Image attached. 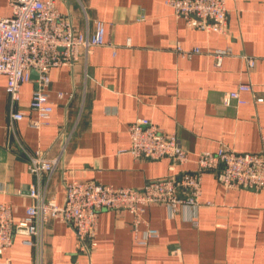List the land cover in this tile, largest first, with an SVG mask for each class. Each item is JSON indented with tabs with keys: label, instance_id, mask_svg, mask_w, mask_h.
<instances>
[{
	"label": "crops",
	"instance_id": "1",
	"mask_svg": "<svg viewBox=\"0 0 264 264\" xmlns=\"http://www.w3.org/2000/svg\"><path fill=\"white\" fill-rule=\"evenodd\" d=\"M71 16L76 32L91 36L96 22L106 25V42L74 66L51 69L54 111L37 129L29 110L34 82L25 83L15 108L27 116L11 122L7 77L0 74V203L16 219L34 202L30 187L63 203L66 183L95 180L116 187L141 188L149 181L194 170L200 152L221 147L264 153V101L242 93V105L226 106L223 96L250 82L264 97V0H227L226 33L190 27L165 0H56ZM12 15L0 0V17ZM178 48L201 52L183 55ZM228 50L221 64L214 52ZM255 58L249 67L244 56ZM63 93L60 97L59 94ZM149 118L164 133L176 134L192 160L172 172L169 158H136L130 125ZM61 134H70L57 168L32 176L25 151L61 155ZM201 205L180 206L172 215L163 203L148 206L145 218L159 231L146 244L134 238L129 210L100 213L97 246L89 254L77 247L66 222L37 219L39 232L26 244L16 234L0 264H264V188L227 189L219 171L205 173ZM147 226L141 225V234ZM174 250H178L175 252Z\"/></svg>",
	"mask_w": 264,
	"mask_h": 264
},
{
	"label": "built area",
	"instance_id": "2",
	"mask_svg": "<svg viewBox=\"0 0 264 264\" xmlns=\"http://www.w3.org/2000/svg\"><path fill=\"white\" fill-rule=\"evenodd\" d=\"M12 15L0 17V74L7 77L6 90L10 96L11 122L27 116V110L15 108L21 98L25 83L34 82L29 110L37 113L30 119V125L41 128L49 123L54 111L50 98L51 69L57 66H74L95 46L106 42V25L96 22L93 35L84 36L76 32L71 16L63 13L56 0H10ZM177 17L183 18L190 27L206 31L226 33L229 13L227 0H165ZM183 55L201 52L199 48L185 50ZM228 50H216L217 63L221 64ZM248 66H255V58L245 55ZM250 91L254 101H264L254 92L253 85L241 83L235 90L226 92L223 104L242 105L247 102L242 93ZM60 97L63 93L59 94ZM131 146L128 151L136 158H169L174 172L179 165L192 160L190 151L183 146L176 134L164 133L149 118H137L130 125ZM63 146L61 155L46 158L43 152L25 151L28 170L32 176L42 172L51 174L59 165L70 134H61ZM194 170H183L149 181L141 188L116 187L101 184L95 180H73L66 183V198L63 203L46 199L36 186L30 187L34 202L26 209L22 219H16L11 205L0 203V255L13 244L16 234L24 235L26 244H33L31 236L38 234L37 219L46 221L49 217L66 222L77 235V247L91 253L97 246L100 213L105 209L129 210L133 214L132 229L137 242L146 244L159 231L151 227L145 218L148 206L154 203L166 204L174 215L180 206L198 208L202 201L203 178L207 171H219L221 182L229 190L264 188V153L238 152L221 147L217 151L198 153ZM141 225L147 226L141 234ZM178 252V250H174Z\"/></svg>",
	"mask_w": 264,
	"mask_h": 264
}]
</instances>
